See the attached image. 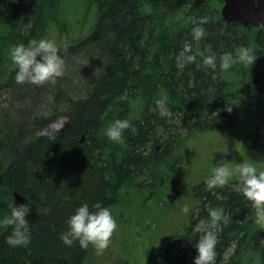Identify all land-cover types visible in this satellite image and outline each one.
Returning <instances> with one entry per match:
<instances>
[{
  "label": "trees",
  "instance_id": "1",
  "mask_svg": "<svg viewBox=\"0 0 264 264\" xmlns=\"http://www.w3.org/2000/svg\"><path fill=\"white\" fill-rule=\"evenodd\" d=\"M221 3L0 0V216L12 201L31 209L26 243L12 247L7 231L0 232V264H92L100 253L91 245L64 243L68 217L99 201L116 218L151 193L163 208L184 203L189 212L182 227L164 233L162 247H152L154 236L147 234L148 264H193L199 235L193 230L209 208L224 215L215 264H264V224L234 180L205 190L207 177L199 179V191L193 180L176 183L184 164L191 165L189 142L207 135H238L241 159L264 168V25L225 22ZM201 17L207 35L195 41L191 20ZM39 39L67 44L60 55L68 73L54 84H17L10 48ZM186 43L197 59L181 70L176 57ZM242 46L254 49V62L221 70L219 58ZM200 53L214 55L216 69L203 65ZM161 98L171 118L159 115ZM60 119L67 121L54 140L36 136ZM116 119L136 129H126L121 143L104 135ZM224 154L233 157L218 151L211 163ZM181 191L189 193L183 202ZM155 219V213L140 217L136 235Z\"/></svg>",
  "mask_w": 264,
  "mask_h": 264
},
{
  "label": "clouds",
  "instance_id": "2",
  "mask_svg": "<svg viewBox=\"0 0 264 264\" xmlns=\"http://www.w3.org/2000/svg\"><path fill=\"white\" fill-rule=\"evenodd\" d=\"M207 18L192 19V38L200 41L207 35L205 28ZM67 44L58 45L57 42L48 39L30 40L27 45L17 44L10 48V57L14 65L13 78L17 84L29 83L36 86L46 83L54 84L56 79L65 73V63L60 55L62 49L66 50ZM201 56L203 65L216 69L217 58L214 55ZM197 56L192 54L191 44L186 43L181 53L176 57V66L183 69L186 65L194 63ZM256 59L254 49L240 47L235 54L228 52L219 58V67L227 71L238 63L251 65ZM126 97L121 96L124 100ZM156 108L162 118H171L172 111L167 107L166 98L155 101ZM67 119H60L50 123L46 128L36 132L37 137L55 139L56 133L63 128ZM126 129L135 132L136 129L127 119H116L106 129L104 135L115 143L123 141V133ZM238 184V191L252 206L256 214V222L264 224V170L244 161L235 167L228 164L214 165L211 174L204 180L208 190L222 187L230 181ZM9 213L0 216V232L7 231L6 243L12 247L20 246L27 242L28 224L27 214L31 211L28 203L15 205L13 201L9 205ZM46 211V210H45ZM184 212L188 213L186 206ZM224 219L223 210L209 208L208 216L195 226L194 232L198 233L195 241L196 255L193 264H215L216 245L221 222ZM66 231L62 234L65 244L72 245L78 242L81 248L87 249L90 245L99 253L105 250L111 237L117 229V222L109 207L103 206L99 201L89 207L88 203L78 206L74 213L66 221Z\"/></svg>",
  "mask_w": 264,
  "mask_h": 264
},
{
  "label": "rangeland",
  "instance_id": "3",
  "mask_svg": "<svg viewBox=\"0 0 264 264\" xmlns=\"http://www.w3.org/2000/svg\"><path fill=\"white\" fill-rule=\"evenodd\" d=\"M89 27L88 25L84 32H87ZM66 72L68 73L65 69V74ZM3 98H7V95ZM52 122L54 121L47 123L46 127ZM62 129H60L59 132L62 131ZM188 146L186 152L184 149L183 151L185 152L186 158L191 162V165H188L186 168V164H184L185 169L183 168L182 170L184 171L178 172L179 175L176 183L181 185L183 182L187 183L193 180V187L196 191H199V179L208 177L214 165L228 164L230 167H235L239 163L244 162V160L241 159L242 143L238 135H207L203 136L198 141H190ZM218 151L229 152L233 157L229 160L226 158L227 155L224 154L221 157H217L213 164L211 160L214 157V153ZM181 156H183L182 153ZM187 159L182 162L187 163ZM191 188L189 189V193L191 192ZM204 189L207 190L206 185H204ZM189 193L187 191H181L179 199L183 202V199H187V194ZM153 195L154 193H151L145 202H140L138 204L136 202L137 198H135L134 202L130 203L128 209L123 208L122 210H118V215L115 218L117 229L111 237L109 246L102 252H99V257H97L92 264H148L147 250L151 241H148L150 237L147 234L151 232L154 236L152 247L160 248L164 244L163 236L165 232L173 227H176L174 229L182 227L183 222H186L184 217L188 214L184 212V208L186 207L185 204H177L174 207L173 205L167 204L163 208L162 205L155 203V197L152 198ZM175 204L176 203H174V205ZM173 208L175 209L174 212ZM147 213L152 215L155 213L157 220L155 219L154 224L151 221L147 222L148 231L143 236V233L136 235L134 231L141 222L138 219H140V217L144 218ZM191 213L195 216L197 210ZM135 241L136 244L134 243ZM128 242H131L132 245L127 246Z\"/></svg>",
  "mask_w": 264,
  "mask_h": 264
},
{
  "label": "water",
  "instance_id": "4",
  "mask_svg": "<svg viewBox=\"0 0 264 264\" xmlns=\"http://www.w3.org/2000/svg\"><path fill=\"white\" fill-rule=\"evenodd\" d=\"M220 14L227 23L261 27L264 25V0H223Z\"/></svg>",
  "mask_w": 264,
  "mask_h": 264
}]
</instances>
